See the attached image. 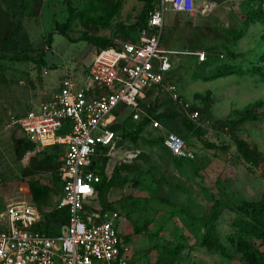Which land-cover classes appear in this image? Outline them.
I'll return each mask as SVG.
<instances>
[{"label":"rangeland","instance_id":"rangeland-1","mask_svg":"<svg viewBox=\"0 0 264 264\" xmlns=\"http://www.w3.org/2000/svg\"><path fill=\"white\" fill-rule=\"evenodd\" d=\"M20 1L27 10L12 13L8 7ZM115 1L70 0L82 19L65 26L64 0H0V57L17 53L31 59H0V213L10 203L24 202L35 210L36 226L50 235L63 224L64 206L56 163L46 154L60 153L61 146L44 152L27 148L16 119L29 108L51 103L63 76L78 84L87 81L97 47L80 36L110 39L114 46L137 36L132 26L144 0H121L105 23L104 10ZM151 2L156 6V0ZM214 2L205 21L194 12L197 27H204L197 34L204 42L205 63L171 68L162 86L146 87L139 99L143 110L167 116L164 129L179 134L193 157L168 155L153 142L156 129L134 130L124 119L129 111L124 104L111 111L112 124L119 125L114 131L117 153L94 155L91 168L103 162L112 187L96 194L88 210L105 207L118 213L127 264H252L233 243L231 220L236 206L257 202L264 191V78L248 70L264 67V22L259 19L264 1ZM250 17L258 20L244 21ZM238 30L243 34L233 41L230 34ZM230 65L232 73L208 78L217 67ZM168 84L191 107H199L197 119L189 120L169 98ZM111 87L117 85L106 86ZM249 243L264 255V239Z\"/></svg>","mask_w":264,"mask_h":264},{"label":"built area","instance_id":"built-area-1","mask_svg":"<svg viewBox=\"0 0 264 264\" xmlns=\"http://www.w3.org/2000/svg\"><path fill=\"white\" fill-rule=\"evenodd\" d=\"M164 2L173 12L191 14L193 0H158L147 11L143 25L133 40L122 41L96 51L88 65L87 81L78 84L71 76L61 78L53 101L38 109H27L16 123L24 138L37 151L61 146L57 175L61 202L67 209L66 221L56 235L36 229V212L24 202H13L0 213V264H127L128 254L119 237L114 210H88L95 198L94 155L117 153L115 134L108 128L119 104L129 108L132 120L144 117L149 126L162 134V144L171 156L191 159L193 152L182 137L165 130L161 123L143 110L140 98L146 87L162 86L170 69L166 51L158 48ZM196 61L205 59L203 51L194 52ZM117 85V88L106 86ZM189 120L198 111L183 99L173 84L164 86ZM86 189V190H85Z\"/></svg>","mask_w":264,"mask_h":264},{"label":"trees","instance_id":"trees-1","mask_svg":"<svg viewBox=\"0 0 264 264\" xmlns=\"http://www.w3.org/2000/svg\"><path fill=\"white\" fill-rule=\"evenodd\" d=\"M259 1H264V0H259ZM156 2H158V0H156ZM64 3L66 6V11L68 13L67 18H66L65 23H64L66 26L74 18H80L82 16V14L81 13L77 14L74 12V9L71 6L70 0H64ZM120 4H121V0H116L109 8L104 10L105 23L110 19V17L113 14H115L117 12ZM153 7H154V5H152L151 0H144V5L142 8V11L138 17L137 22L134 24V26H132V28L137 29L139 26L143 25L146 21V18H147V11ZM8 8L12 13L22 14L27 10L28 5L25 2L20 1V3H18L17 5H11ZM81 19H82V17H81ZM259 19H260V21L264 22V16H262V18H259ZM254 20H258V19H254L253 17L244 19L245 22H254ZM60 33L65 35V33H63L62 31ZM242 34H243V32L241 30H238L236 33L232 32L230 34V35H232L231 39L233 41H235L236 39L241 37ZM261 36L264 39V32L261 33ZM79 39H83L90 44L96 45L97 50L100 48H104V47L113 45V43L110 39H105V38L100 39L98 37H88L86 35H83V36H80ZM201 47H203V46H201ZM2 58L3 59L7 58V59H14V60H23V61L31 60L28 56L18 55L17 53H12V55H10L8 57L1 56L0 59H2ZM206 59H207V54H205L204 61ZM204 61H202V62H204ZM259 68L260 67L252 66V67H249L248 70L252 73L259 74L264 78V67L262 69H259ZM232 72H233V66L232 65L226 66V67L219 66V67H217V69L213 73H210L208 75V78H214V77L226 75V74L232 73ZM254 104L255 103L249 104V105L245 106L243 109H247L248 107H250ZM140 106L142 107V103H140ZM191 109H196L198 111L199 107L194 105L193 107H191ZM147 112L150 113L148 110H147ZM153 116L161 123V125L164 128L169 127L168 122L166 120L167 116H165L163 114V112L153 114ZM124 119L128 120L129 123L134 125L135 126L134 130H136V131L142 129L143 127L149 126L148 120L144 117H141L138 120H132L131 114L129 111L124 114ZM185 121H188V120L185 118ZM118 127H119V125H115L114 123L112 124V122L108 126V128L111 129L113 132L114 131L116 132V129ZM151 129H155V128H151ZM115 132H114V134H115ZM152 139H153L154 143H158L166 151V153L171 156V154L166 150V148L162 144V134L160 131L158 132V130H157V133H155V135ZM25 144H26L27 148H34L33 143H31L28 140H26ZM234 149H236V150L238 149L237 144L234 145ZM39 151L44 152L45 150L41 149ZM46 155H47L49 160H52L56 163V170H57V167L59 164L58 154L55 151H48ZM172 158H174V157H172ZM175 159H180V158H175ZM95 173H97L99 175V182H97L95 184V196H96V194H98L102 191H107L109 188L112 187V185L109 182V177H107V175L105 173L103 162L98 166V168H96ZM56 174H57V171H56ZM57 178L59 179L58 175H57ZM101 210L107 211V210H113V209L104 207V208H101ZM236 211H237V216L233 217L231 220V224L236 228V236L233 240L235 247L238 250L242 251L247 257H249L252 264H264V255L261 252L257 251L256 249H254L251 246V244L249 243L251 241V239H260V240L264 239V191H263L260 199L257 202L254 203V202L242 201V203L240 205L236 206ZM62 213H63V218H62L61 222L64 223L66 221V217H67L66 207L63 208ZM34 227L36 229H40V230L44 231L43 229L38 228L36 225ZM118 235H119L121 242H122V237L120 236V233ZM202 242L204 244H206V246H208L209 248L213 247V245H211L206 238H204Z\"/></svg>","mask_w":264,"mask_h":264},{"label":"crops","instance_id":"crops-1","mask_svg":"<svg viewBox=\"0 0 264 264\" xmlns=\"http://www.w3.org/2000/svg\"><path fill=\"white\" fill-rule=\"evenodd\" d=\"M214 1L215 0H193L194 12L198 10V13L202 15V21H205L206 15L212 10L210 8L212 4L213 6L215 5ZM157 4L158 2H156V6ZM163 6L162 33L158 40V46L161 50L166 51L170 61V69L173 67L181 68L187 64H198L202 66L203 62L196 61L194 55V52L201 51L200 47L204 45V42L198 39L197 34L201 28L204 29L203 26L197 27L198 23H196V21L199 17H194V12L191 14L173 12L167 2H164ZM202 24L204 25V22ZM201 36H205V34L203 33ZM175 158L176 157H174V159Z\"/></svg>","mask_w":264,"mask_h":264},{"label":"snow or ice","instance_id":"snow-or-ice-1","mask_svg":"<svg viewBox=\"0 0 264 264\" xmlns=\"http://www.w3.org/2000/svg\"><path fill=\"white\" fill-rule=\"evenodd\" d=\"M86 190V189H85Z\"/></svg>","mask_w":264,"mask_h":264}]
</instances>
